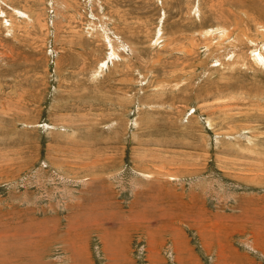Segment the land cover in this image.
<instances>
[{"label": "rangeland", "instance_id": "1", "mask_svg": "<svg viewBox=\"0 0 264 264\" xmlns=\"http://www.w3.org/2000/svg\"><path fill=\"white\" fill-rule=\"evenodd\" d=\"M0 264H264V0H0Z\"/></svg>", "mask_w": 264, "mask_h": 264}]
</instances>
